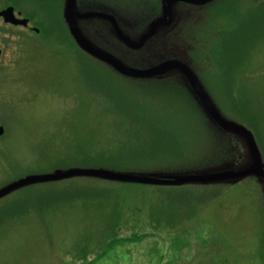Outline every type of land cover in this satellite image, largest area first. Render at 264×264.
<instances>
[{
	"label": "rangeland",
	"instance_id": "374dc122",
	"mask_svg": "<svg viewBox=\"0 0 264 264\" xmlns=\"http://www.w3.org/2000/svg\"><path fill=\"white\" fill-rule=\"evenodd\" d=\"M80 1L85 8L111 7L135 22L137 32L158 12L156 0ZM236 3L233 14L225 10L229 0L188 11L153 50L189 62L220 111L252 131L264 160V0ZM22 4L34 6L41 22L47 19L43 0ZM206 20L200 35L189 34ZM101 22L87 21L88 34L131 62L106 24L104 33L88 29ZM61 23L56 14L54 31L23 38L10 65L0 67V118L6 121L0 185L71 166L166 171L212 163L219 137L191 96L117 75L73 44ZM233 53L230 79L222 62ZM231 144L236 164L243 147L233 137ZM97 150L119 163L76 164L77 152ZM113 237L131 241L93 262ZM263 263L264 194L253 177L182 186L78 177L28 185L0 199V264Z\"/></svg>",
	"mask_w": 264,
	"mask_h": 264
},
{
	"label": "water",
	"instance_id": "95a60500",
	"mask_svg": "<svg viewBox=\"0 0 264 264\" xmlns=\"http://www.w3.org/2000/svg\"><path fill=\"white\" fill-rule=\"evenodd\" d=\"M158 13L148 19L141 31L124 29L116 12L105 11V6L85 8L80 0H64L63 19L76 46L92 59L108 67L117 75L131 80H147L164 76L168 72H178L187 81L190 96L202 115L208 120L214 136L218 135L219 146L227 142L228 150L234 155L231 138H235L243 147V158L234 164V159L218 158L205 166L189 167L185 169L166 171H131L120 170L104 166H71L55 168L47 172L27 173L12 179L0 186V198L22 187L43 184L66 179L87 177L105 181L147 184V185H217L235 184L249 177L259 183L264 194V160L252 131L243 124L229 119L218 108L205 85L191 67L189 62L175 54H153L157 60L145 64H136L139 57L137 52L164 28L173 26L175 8L178 3L193 6H204L215 0H159ZM110 9V8H109ZM10 8L0 14H7ZM100 19L101 23L88 25L93 31L102 23L106 24L108 35L130 56L131 62L117 51L103 46L92 34H88L85 25L87 21ZM25 23L26 20H22ZM96 26V27H95ZM91 31V30H90ZM89 31V32H90ZM101 32L104 33L102 30ZM99 32V33H101ZM162 32V31H161ZM158 40H162L159 38ZM162 42V41H159ZM155 43L150 47L153 49ZM157 49V48H156ZM153 55V56H154ZM174 55V57H173ZM3 129L0 127V135ZM216 141V142H217Z\"/></svg>",
	"mask_w": 264,
	"mask_h": 264
},
{
	"label": "flooded vegetation",
	"instance_id": "af4514ba",
	"mask_svg": "<svg viewBox=\"0 0 264 264\" xmlns=\"http://www.w3.org/2000/svg\"><path fill=\"white\" fill-rule=\"evenodd\" d=\"M22 1H25L28 3H34L36 0H0V12L10 8V12H7V14H0V67L10 65L13 56L17 53V45L20 42V40H23V38L25 37L29 38L31 35L42 34L43 31L45 33L47 30L54 31L55 26L51 24V22L53 21L54 16H56V14L58 15L59 22L60 23L62 22L61 24L65 27V30H66L65 32L67 36L69 37V40L73 42L74 44V41L70 35L68 27L63 19L64 0H43V8L47 9L44 12V14L47 15V16L45 15L47 19L43 20L42 22L39 20L37 10L35 9V7L34 6L25 7L23 6ZM156 2L158 4L157 10H159L160 1L156 0ZM47 3L52 6L50 10H48ZM212 3L201 6V7L184 4V3H178L175 8V12H174L175 21L173 23V26L166 27V29L164 28L163 30H161L162 32L160 31L158 35L154 36L146 45L142 46L139 50H137V52L141 54L142 56L139 57L136 63H139L141 65L147 62H151V60H157V58H155V55L153 54V49L150 47V45L152 43H155L159 38H163L164 36H171V34L173 33V30L179 27L178 25L179 22L183 18H186V14H188L187 13L188 11H191V13H194L196 9H204L206 7H209ZM104 9L105 11L113 10L111 7H108V6H105ZM54 11L56 14L53 13ZM22 20H26V22L22 23L21 22ZM128 20H129V17H126V16L119 18V21L124 29H126V27L135 28L136 23L133 21L128 23L130 21ZM45 21L46 22L48 21L49 24L45 25L44 23ZM206 23H209V22L205 21V23L203 24L197 23L196 26L193 27V29L189 30V34L191 33V35L193 34L200 35V32H202L203 29L205 28V25H207ZM106 24L109 25L108 22H106ZM94 32L96 33V29L94 30ZM96 34H99V32ZM200 75H198L199 78H201ZM0 79L3 80V78L1 77V74H0ZM2 80H0L1 87H3L5 84V82L2 84ZM135 81H137V83L141 85H144V84L146 85H155V84L168 85L169 87L177 89L180 92H183L186 95L190 96V88L188 86V83L183 78V76H181V74L178 72H168L162 77L152 78V79H147V80H135ZM0 119H2V121L0 120V127L3 129L2 134L0 136H2L4 134L3 126L6 121L3 118H0ZM10 194L11 193L5 196H2L0 199H3L9 196Z\"/></svg>",
	"mask_w": 264,
	"mask_h": 264
},
{
	"label": "trees",
	"instance_id": "16d2710c",
	"mask_svg": "<svg viewBox=\"0 0 264 264\" xmlns=\"http://www.w3.org/2000/svg\"><path fill=\"white\" fill-rule=\"evenodd\" d=\"M236 1L237 0H229V6L225 10H227V12H230L231 14L236 13L235 12V8H236V6L238 4V3H236ZM262 7H263V5L260 6L259 11L262 10ZM206 22H210V21L206 20ZM244 23H245V21H244ZM225 45H226V43L222 42V46H224V47H222V52H223V50L225 48ZM231 46H233V45H231ZM235 57H236V53H233V54H230L229 57L223 58L222 68L225 66L229 75L234 73V60H233V58H235ZM136 64H139V63H136ZM231 76L232 75H230V79H231ZM213 142H214V140L212 139V143ZM216 144H217V142H216ZM227 145H228L227 142L224 141L222 143L221 147H219V148L217 147V149L215 148L216 151L214 149V151L212 153V155H213L212 161L213 162L217 161L218 158H221L222 160H224L225 158H231V159L233 158L235 160V157L237 156L236 153H235V150H234V155H231L230 151L228 150V146ZM81 152H79V153L77 152V154H79V155H77V160H79V163H76V164L87 165L88 162H93V163H98V164H106V163L116 164V163H119L118 161L112 162V157L113 156H110L111 154L108 155L107 152H105V151L97 150L94 153L87 154L85 156H83L81 154ZM106 165H108V164H106ZM109 167L112 168V167H115V166H110L109 165ZM130 241H131V239H127V238H116V237L111 238L108 241V243L106 244V246L103 248V251L99 252L96 255V257L94 259H92V261L94 262L97 259H100L101 257H103L106 254V252H108L107 250H112V248L114 246L122 245V244H125L126 242H130Z\"/></svg>",
	"mask_w": 264,
	"mask_h": 264
}]
</instances>
